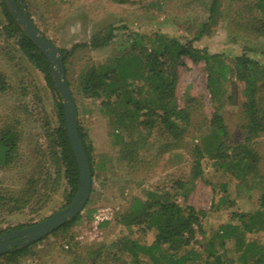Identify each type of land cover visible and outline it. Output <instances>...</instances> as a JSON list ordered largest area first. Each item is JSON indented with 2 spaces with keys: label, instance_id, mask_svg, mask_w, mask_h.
<instances>
[{
  "label": "rangeland",
  "instance_id": "obj_1",
  "mask_svg": "<svg viewBox=\"0 0 264 264\" xmlns=\"http://www.w3.org/2000/svg\"><path fill=\"white\" fill-rule=\"evenodd\" d=\"M24 5L47 39L62 52H72L65 68L66 81L77 104L78 121L94 147V175L93 192L82 213L83 220L66 234L59 233L36 243L31 248L32 256L22 264H134L130 255L120 256L121 244L133 239L151 245L155 234H144L139 228L127 229L118 223L117 217L130 207L134 198L146 199L149 191L176 196L179 203L205 211L207 240L217 235L222 226L239 224L236 215L264 212V134L248 145L256 157L250 161L251 165L255 163L254 171L245 180L235 179L238 170L227 172L220 160L208 155L200 158L195 153L211 141L215 115L224 119L229 147L243 143L241 105L245 101V85L235 74L219 84L223 95L214 101L207 88L205 64L184 59L179 67L175 104L191 113V124L180 138L183 146L178 149H172V135L163 130L158 120L151 131L139 129L137 124L119 128L105 112L101 100L86 99L80 93L81 77L91 67L108 64L122 54L132 34L195 39L210 17V0H128L126 4L115 0H24ZM248 5L238 4L244 19L251 12ZM236 10L223 1L216 21L195 46L224 56L225 63L233 68L235 59L243 55L263 65L264 38L238 28L233 23ZM3 22L0 11V75L8 83L7 92H0V133L14 128L20 132L21 142L14 165L8 170L0 166V192L6 198L0 202V231L32 226L68 206L62 181L51 193L45 194L38 188L36 198L24 209L11 200L30 187L33 176L44 178L50 171L52 178L55 177L54 164L47 156L50 143L47 125L55 128L57 119L56 101L44 76L20 52L14 51L12 42L2 35ZM112 28L114 42L107 48L93 49V40ZM259 82L261 85L264 79L261 77ZM261 92L259 99L264 107V88ZM134 97L141 98L137 92ZM117 135L122 139L118 140ZM133 143H138L137 154L131 161L125 160L122 150L127 145V150L130 149ZM199 166L201 177L196 176ZM41 193L45 196L39 201L37 195L42 196ZM185 193L189 195L186 202ZM105 210L112 219L96 231L94 217ZM90 211L94 213L88 221ZM243 233L244 240L253 239L264 245V231ZM196 236L193 247L200 251V243L206 241L199 233ZM216 248L221 255H228L231 264H241L238 262L241 253L236 251L234 242L221 247L217 241ZM91 254L95 255L93 260ZM139 262L152 264L145 256H140ZM0 264L4 262L0 260Z\"/></svg>",
  "mask_w": 264,
  "mask_h": 264
},
{
  "label": "trees",
  "instance_id": "obj_2",
  "mask_svg": "<svg viewBox=\"0 0 264 264\" xmlns=\"http://www.w3.org/2000/svg\"><path fill=\"white\" fill-rule=\"evenodd\" d=\"M115 1L119 4L128 3V0ZM223 1L229 4L230 8L236 7V11L239 9L238 4L248 5L251 2L248 5L251 11L249 16L244 19L241 12H235L233 23L237 24L244 33L264 38V0H210V17L195 39L183 40L165 34L152 36L132 34L125 43L124 49L125 47L126 49L114 58L112 63L91 67L81 77L80 93L86 99L101 100L105 112L113 117V123L119 128H128L137 124L139 129L151 131L155 126V120H158L163 130L172 135L174 142L172 149H178L183 146L180 138L191 124V113L188 110L178 109L175 104L179 67L183 66L184 59L189 58L197 64L201 62L205 64L208 72L207 88L214 101H218L223 95L219 84L228 81L230 75L235 74L237 80L245 85V101L241 105V115L244 120L243 143L235 148L229 147L226 142L229 134L224 119L220 115H215L211 123V141L207 142L205 149L197 148L195 153L200 158L208 155L212 159L220 160L221 166L227 172L232 173L238 170L234 177L245 180L255 167V163L251 165L250 161L256 157L248 145L264 134V107L261 106L259 99L261 89L264 88V82L261 85L259 82L261 77L264 79V64L261 65L256 60L243 55L235 59V68H233L225 63L224 56L210 54L206 49L195 46V42L200 41L208 33L210 25L216 21ZM16 2L19 4V0ZM0 11L4 18L2 35L8 42H12L14 51L20 52L44 76L56 101L57 125L53 129L47 125V137L50 141L47 156L48 161L54 164L55 177L52 178L50 171L44 178L33 176L29 182L30 187L11 200L15 201L19 209H24L36 198L38 188L45 194L51 193L54 188L60 186L62 181L65 184L66 205H69L78 191L80 176L68 139L63 99L55 87L49 61L19 28L4 0H0ZM114 30L112 28L106 34L95 38L92 48L109 47L115 40ZM63 53L66 68L72 52L63 51ZM136 83L142 85L138 86ZM68 85L70 86L69 82ZM7 90L6 78L0 75V92L6 93ZM136 92L141 98L134 97ZM78 129L94 175V147L89 142L88 132L79 121ZM117 138L122 139L118 135ZM20 142L21 134L18 130L9 128L1 131L0 166L3 170H8L17 161ZM137 145L138 143L131 144L132 149L128 150V145L126 150L124 147L122 154L125 160L131 161L135 158ZM201 175L199 166L196 176L201 177ZM45 194L37 195L39 201ZM188 196L187 193L184 194V202ZM146 197V199L134 198L130 207L117 217L118 223L127 229L139 228L144 234L148 232L155 234L151 245L142 244L133 239H128L121 244L120 256L130 255L133 257L134 264H140V256L148 257L152 264H231L227 254L221 255L218 252L217 241L221 247L228 242H234L236 251L241 253L238 256V262L241 264H264V245L253 239L246 241L243 238L245 237L243 232L256 234L264 231V212L258 211L254 215H236L239 224L224 225L217 235L207 240L204 229L205 211H197L192 206L179 203L176 196L168 194L165 196L158 191H149ZM262 199L264 208V195ZM5 200L4 194L0 192V202ZM93 213L94 211L88 213V221L92 220ZM82 220L83 216L79 215L50 236L68 233ZM107 225L108 223H105L101 227ZM23 228L26 226L0 231V237ZM197 233L206 241L203 244L200 243V251L193 247L197 242ZM35 245L3 255L0 260L4 264H22L24 260L32 256L31 248ZM94 256V254L90 255L91 260Z\"/></svg>",
  "mask_w": 264,
  "mask_h": 264
},
{
  "label": "water",
  "instance_id": "obj_3",
  "mask_svg": "<svg viewBox=\"0 0 264 264\" xmlns=\"http://www.w3.org/2000/svg\"><path fill=\"white\" fill-rule=\"evenodd\" d=\"M4 1L19 28L50 63L55 87L63 99L68 139L77 162L80 182L74 199L67 207L37 224L12 231L0 237V257L42 241L79 215H82L90 201L93 189L91 164L78 129V108L66 81L64 53L37 29L27 12L24 0H19V4L16 0Z\"/></svg>",
  "mask_w": 264,
  "mask_h": 264
},
{
  "label": "built area",
  "instance_id": "obj_4",
  "mask_svg": "<svg viewBox=\"0 0 264 264\" xmlns=\"http://www.w3.org/2000/svg\"><path fill=\"white\" fill-rule=\"evenodd\" d=\"M110 212V211H109ZM112 218L108 215V210H105L103 213H98L94 217V228L98 231L99 227L104 223L108 222Z\"/></svg>",
  "mask_w": 264,
  "mask_h": 264
},
{
  "label": "crops",
  "instance_id": "obj_5",
  "mask_svg": "<svg viewBox=\"0 0 264 264\" xmlns=\"http://www.w3.org/2000/svg\"><path fill=\"white\" fill-rule=\"evenodd\" d=\"M235 179H237V178H235ZM237 180H239V181H240L241 179H239V178H238ZM197 211H198V210H197ZM231 224H232V223H231Z\"/></svg>",
  "mask_w": 264,
  "mask_h": 264
}]
</instances>
